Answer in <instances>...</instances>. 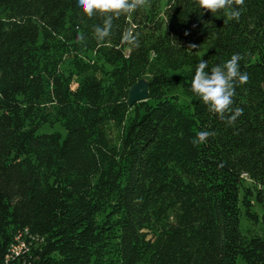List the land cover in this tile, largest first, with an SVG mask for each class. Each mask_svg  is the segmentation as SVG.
<instances>
[{"label":"trees","instance_id":"16d2710c","mask_svg":"<svg viewBox=\"0 0 264 264\" xmlns=\"http://www.w3.org/2000/svg\"><path fill=\"white\" fill-rule=\"evenodd\" d=\"M237 7L148 0L100 40L77 0H0V264H264V0ZM233 54L228 125L191 84Z\"/></svg>","mask_w":264,"mask_h":264},{"label":"clouds","instance_id":"9594fccd","mask_svg":"<svg viewBox=\"0 0 264 264\" xmlns=\"http://www.w3.org/2000/svg\"><path fill=\"white\" fill-rule=\"evenodd\" d=\"M197 2L201 14L204 12L216 14L221 10H229L230 18L238 22L242 8L237 6H243L245 0H197ZM77 4L88 17L96 13L104 14L103 27L95 28L97 38L103 40L110 35L114 17L131 14L148 4V0H77ZM123 40L132 47H139L138 37L131 32H127ZM241 59L242 56L239 54H233L230 60L212 67L210 71H206L208 63L201 60L195 69L191 84V91L202 99L209 111L218 114L220 119L225 120L228 125L233 124L243 114L242 108H231L234 104L236 83L244 85L249 81V75L246 72H240L239 61ZM230 111L231 115H228ZM214 135V132L201 131L192 143L194 145L206 143L207 139Z\"/></svg>","mask_w":264,"mask_h":264},{"label":"rangeland","instance_id":"374dc122","mask_svg":"<svg viewBox=\"0 0 264 264\" xmlns=\"http://www.w3.org/2000/svg\"><path fill=\"white\" fill-rule=\"evenodd\" d=\"M192 45H195L196 47L193 48V47H191ZM190 48H191L192 51L199 53L200 56H202L204 54V52H203L204 51V44H202L201 39L196 37V36L192 37V40H191V43H190ZM179 100H180L181 103L188 104L192 108L193 104L190 101V98L188 96H186L184 93H180ZM46 130L47 131H59L63 135L65 134V128L60 122H57L53 126H50V127L46 128ZM117 134H118L117 130L112 128L110 137H111V139L113 141H117ZM240 226H241L242 229H245L246 227L247 228L251 227V224L247 223L246 221L241 219ZM237 264H246V263L242 259H239Z\"/></svg>","mask_w":264,"mask_h":264},{"label":"water","instance_id":"95a60500","mask_svg":"<svg viewBox=\"0 0 264 264\" xmlns=\"http://www.w3.org/2000/svg\"><path fill=\"white\" fill-rule=\"evenodd\" d=\"M149 98L148 81L140 78L129 89L127 95V103L132 106L138 102L146 101Z\"/></svg>","mask_w":264,"mask_h":264},{"label":"built area","instance_id":"2783aa9c","mask_svg":"<svg viewBox=\"0 0 264 264\" xmlns=\"http://www.w3.org/2000/svg\"><path fill=\"white\" fill-rule=\"evenodd\" d=\"M16 249H17V248H16ZM16 249H15V250H16Z\"/></svg>","mask_w":264,"mask_h":264}]
</instances>
